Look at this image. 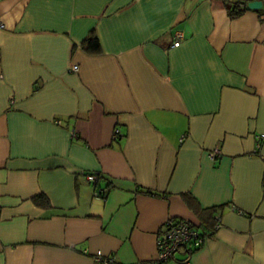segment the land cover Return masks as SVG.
<instances>
[{"label":"crops","instance_id":"obj_1","mask_svg":"<svg viewBox=\"0 0 264 264\" xmlns=\"http://www.w3.org/2000/svg\"><path fill=\"white\" fill-rule=\"evenodd\" d=\"M261 1L0 0V264H156L216 214L166 264H264Z\"/></svg>","mask_w":264,"mask_h":264},{"label":"built area","instance_id":"obj_2","mask_svg":"<svg viewBox=\"0 0 264 264\" xmlns=\"http://www.w3.org/2000/svg\"><path fill=\"white\" fill-rule=\"evenodd\" d=\"M183 39V33L181 30H176L174 32V42L173 47L179 46L181 40ZM72 70L77 71L78 66L73 65ZM119 130L115 129L113 133V138L119 136ZM264 138V135L260 136ZM183 138V137H182ZM221 154L220 149L215 147L209 153V157L215 160ZM88 180L96 181V175H87ZM106 188H98L96 194L101 195L105 193ZM220 222L217 219L214 229H218ZM209 234L204 233L198 229L194 224L187 220L167 218L163 223V229L160 234L156 236V264H166L168 261L174 258V255L181 248L198 249L201 247ZM92 260L95 264H113L114 261L109 256H104L101 251H96L91 255ZM179 264H192L189 261H182Z\"/></svg>","mask_w":264,"mask_h":264},{"label":"trees","instance_id":"obj_3","mask_svg":"<svg viewBox=\"0 0 264 264\" xmlns=\"http://www.w3.org/2000/svg\"><path fill=\"white\" fill-rule=\"evenodd\" d=\"M248 0H224L225 8L228 12V15L230 18L235 19L240 17L244 12H246L248 9ZM81 47L84 51H86L89 54H96L101 51V43L100 40L94 30H92L82 41H81ZM33 200L36 204L40 206H49V201L47 197L43 194L35 195ZM219 215H212V219H214V223L212 225V232L207 233L209 235L213 234L215 232L214 226L215 222ZM216 220V221H215ZM204 232V231H203ZM206 233V232H204Z\"/></svg>","mask_w":264,"mask_h":264},{"label":"water","instance_id":"obj_4","mask_svg":"<svg viewBox=\"0 0 264 264\" xmlns=\"http://www.w3.org/2000/svg\"><path fill=\"white\" fill-rule=\"evenodd\" d=\"M247 6L250 9H258L262 6V1L261 0H251L248 2Z\"/></svg>","mask_w":264,"mask_h":264}]
</instances>
